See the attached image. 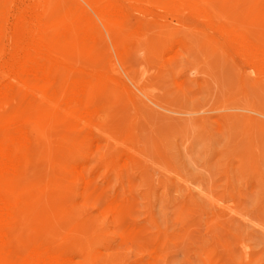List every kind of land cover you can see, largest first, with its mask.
Listing matches in <instances>:
<instances>
[{
	"label": "rangeland",
	"instance_id": "obj_1",
	"mask_svg": "<svg viewBox=\"0 0 264 264\" xmlns=\"http://www.w3.org/2000/svg\"><path fill=\"white\" fill-rule=\"evenodd\" d=\"M22 1L82 19L58 48L97 111L9 181L33 198L23 242L78 247L73 264H264V0Z\"/></svg>",
	"mask_w": 264,
	"mask_h": 264
},
{
	"label": "bare ground",
	"instance_id": "obj_2",
	"mask_svg": "<svg viewBox=\"0 0 264 264\" xmlns=\"http://www.w3.org/2000/svg\"><path fill=\"white\" fill-rule=\"evenodd\" d=\"M14 2L0 0V264H73L78 247L70 249V244L60 246L45 240L23 242L20 220L24 207L33 198L9 188L8 183L22 175L31 160L43 151L40 149L49 130L62 127L63 132L72 133L79 140L89 137L93 126L89 119L96 111L90 101L94 85L92 73L84 65H75L58 48L70 37L86 35V30L81 29V18L57 26V20L45 15L47 1L34 8L22 0L7 30ZM243 42L245 46L249 43ZM250 47L264 49L259 45ZM44 103L52 105V112L45 107L47 113H43ZM87 179L83 181L85 187ZM46 182L54 184L53 176Z\"/></svg>",
	"mask_w": 264,
	"mask_h": 264
}]
</instances>
